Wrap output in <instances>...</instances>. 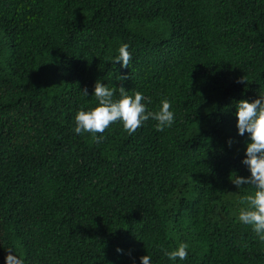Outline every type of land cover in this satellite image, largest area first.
Here are the masks:
<instances>
[{"label": "trees", "instance_id": "trees-1", "mask_svg": "<svg viewBox=\"0 0 264 264\" xmlns=\"http://www.w3.org/2000/svg\"><path fill=\"white\" fill-rule=\"evenodd\" d=\"M97 79L170 99L174 123L75 133ZM259 94L264 0H0V264H264L238 219L253 186L231 182L248 175L234 106Z\"/></svg>", "mask_w": 264, "mask_h": 264}, {"label": "clouds", "instance_id": "clouds-1", "mask_svg": "<svg viewBox=\"0 0 264 264\" xmlns=\"http://www.w3.org/2000/svg\"><path fill=\"white\" fill-rule=\"evenodd\" d=\"M128 49L129 45L126 42L121 43L111 61L119 62L121 67H128L131 59ZM81 90L82 95H93L96 103L94 106L76 110L73 116L75 133H91L94 139L99 140L103 137L97 133H103L111 122L117 120L129 133L134 132L149 119L156 122L154 127L157 130L170 127L174 123L175 113L168 98H162L156 110H152L143 102L145 97L141 91L135 90L130 95L122 85L109 87L107 83L97 79L93 82L91 94L87 88ZM234 116L237 135L245 137L241 163L246 166L248 175H239L233 171L235 176L231 182L236 186H253V190L242 197L247 201V206L239 210L238 219L250 225L257 236L264 240V94H259L251 100L244 98L237 100ZM226 143L231 147L232 138H227ZM188 247L186 241H180L172 249H163V253L169 260L177 258L183 260L188 255ZM116 251H122L119 245L116 246ZM138 259L140 264H153L149 254L140 255ZM4 264H24V260L8 249L4 256ZM131 264H137L136 260L133 259Z\"/></svg>", "mask_w": 264, "mask_h": 264}]
</instances>
